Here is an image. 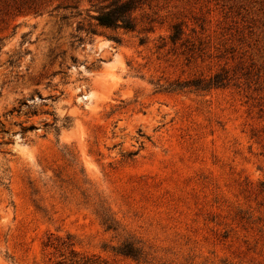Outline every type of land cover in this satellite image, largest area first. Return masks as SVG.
Returning <instances> with one entry per match:
<instances>
[{
    "label": "rangeland",
    "instance_id": "rangeland-1",
    "mask_svg": "<svg viewBox=\"0 0 264 264\" xmlns=\"http://www.w3.org/2000/svg\"><path fill=\"white\" fill-rule=\"evenodd\" d=\"M22 1L0 19V264H264V0H138L135 30L98 24L113 0Z\"/></svg>",
    "mask_w": 264,
    "mask_h": 264
},
{
    "label": "trees",
    "instance_id": "trees-1",
    "mask_svg": "<svg viewBox=\"0 0 264 264\" xmlns=\"http://www.w3.org/2000/svg\"><path fill=\"white\" fill-rule=\"evenodd\" d=\"M26 1L22 0H0V19H5L6 17H12L23 13L26 8ZM31 5L28 9H31ZM138 8V0H113L105 7L101 8L99 12L95 15V19L101 26L109 28H122L125 30H135L136 24L133 18V12ZM182 34V30H177L175 35H172L173 40H177ZM224 78L221 75H215L210 81L202 84V80H198L194 83L198 88L208 89L214 86L223 85ZM102 220L106 225L107 229H117L115 220L105 211L102 212ZM68 238H71L68 237ZM69 247L73 245V242H68ZM119 253L131 256L134 258H139L141 256V249L133 242L124 243L118 250ZM62 262H57L56 264H61Z\"/></svg>",
    "mask_w": 264,
    "mask_h": 264
}]
</instances>
